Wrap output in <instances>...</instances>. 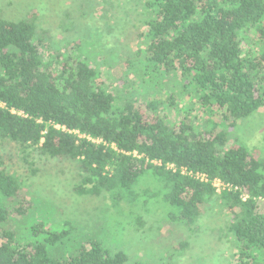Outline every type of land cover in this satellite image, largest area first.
Returning a JSON list of instances; mask_svg holds the SVG:
<instances>
[{
  "label": "trees",
  "instance_id": "obj_1",
  "mask_svg": "<svg viewBox=\"0 0 264 264\" xmlns=\"http://www.w3.org/2000/svg\"><path fill=\"white\" fill-rule=\"evenodd\" d=\"M142 6L136 47L120 56L129 73L120 87L90 62L96 45L88 36L102 39L100 28L84 33L89 27L69 12L70 37L53 45L47 31L38 34L37 18H0V145L28 153L32 164L76 162L79 194L107 193L146 212L154 204L172 223L195 222L219 201L232 216L233 264H264V159L230 139L264 111V0ZM195 105L210 117L199 122ZM147 178L152 185L139 192ZM22 190L0 160V264H129L94 238L55 255L70 232L35 214V197ZM141 221L138 213L134 227Z\"/></svg>",
  "mask_w": 264,
  "mask_h": 264
},
{
  "label": "rangeland",
  "instance_id": "obj_2",
  "mask_svg": "<svg viewBox=\"0 0 264 264\" xmlns=\"http://www.w3.org/2000/svg\"><path fill=\"white\" fill-rule=\"evenodd\" d=\"M38 1L0 0V18L12 21L37 18L38 34L47 31L53 45H63L70 37L71 32L64 27L69 19L65 15L69 12L89 27L84 33L100 28L102 39L96 37L98 34L88 36L94 38L91 41L96 45L93 49L96 53L90 62L103 73L108 83H117L118 87L123 85L129 73L121 66L120 56L136 47L135 34L141 26L144 0H93L95 8L86 4L88 0H46L40 8ZM87 14L93 16L86 17ZM145 78L150 85L148 77ZM140 89L143 95V86ZM161 92L165 97L169 90L166 87ZM198 108L195 105L194 114L199 122L210 117ZM230 139H238L256 157L264 159V111L242 122ZM0 160L22 180V192H28L26 199H30L32 194L41 200L38 203L33 198L35 214L47 217L44 219L54 230L70 232L66 242L53 249L55 255L94 238L112 253L122 251L127 254L129 264L234 263L237 249L228 230L232 216L220 206L219 201L207 206L195 222L176 224L170 222V217L166 218L168 209L166 211L154 204L146 212L141 210L144 206H136L128 200L115 201L107 193L100 196L79 194L76 188L79 187L80 170L76 162L44 158L32 164L31 156L19 152L13 145H0ZM151 185L152 179L147 178L141 183L139 192ZM215 187L218 192L224 188L218 183ZM148 192H153V189ZM136 207L137 210L134 209ZM138 213L143 221L134 227ZM14 220L13 227L19 230L20 217ZM180 242L182 249L176 251L175 246Z\"/></svg>",
  "mask_w": 264,
  "mask_h": 264
},
{
  "label": "built area",
  "instance_id": "obj_3",
  "mask_svg": "<svg viewBox=\"0 0 264 264\" xmlns=\"http://www.w3.org/2000/svg\"><path fill=\"white\" fill-rule=\"evenodd\" d=\"M57 128H60L59 126H56ZM63 129H65V128H63ZM216 183H218L219 185H221V183H220V181H218V182H216Z\"/></svg>",
  "mask_w": 264,
  "mask_h": 264
}]
</instances>
